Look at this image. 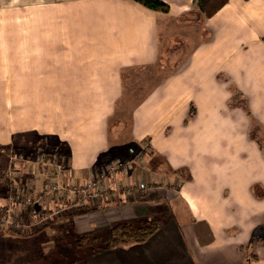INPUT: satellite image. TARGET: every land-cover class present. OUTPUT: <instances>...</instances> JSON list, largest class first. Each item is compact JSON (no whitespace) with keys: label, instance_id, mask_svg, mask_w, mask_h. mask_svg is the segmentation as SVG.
<instances>
[{"label":"crops","instance_id":"1","mask_svg":"<svg viewBox=\"0 0 264 264\" xmlns=\"http://www.w3.org/2000/svg\"><path fill=\"white\" fill-rule=\"evenodd\" d=\"M161 1L167 13L134 0H0V146L53 140L71 184L126 165L106 177L114 199L0 230V264H22L27 238L73 217L79 264H264V0H228L210 17L194 0ZM126 92L139 100L115 119ZM34 169L16 191H38ZM142 227L140 241L112 244L115 229Z\"/></svg>","mask_w":264,"mask_h":264},{"label":"built area","instance_id":"2","mask_svg":"<svg viewBox=\"0 0 264 264\" xmlns=\"http://www.w3.org/2000/svg\"><path fill=\"white\" fill-rule=\"evenodd\" d=\"M9 176L16 179V169L27 160L21 159L17 154L11 156ZM140 159H138V164ZM34 164L42 168L45 175L43 182L39 183L38 191L25 192L18 190L9 197L5 205L0 207V230L12 232H24L30 228H39L70 209L80 207L92 201L112 200L115 193L105 186L106 177L114 175L126 165L112 162L107 168L100 169L96 175L79 184L63 182L64 167L56 155L53 159L39 158ZM26 189V188H19ZM145 190V185L125 187L123 192L126 196ZM48 205V208H47ZM42 208L44 211H42ZM22 216L25 217L22 218Z\"/></svg>","mask_w":264,"mask_h":264},{"label":"rangeland","instance_id":"3","mask_svg":"<svg viewBox=\"0 0 264 264\" xmlns=\"http://www.w3.org/2000/svg\"><path fill=\"white\" fill-rule=\"evenodd\" d=\"M5 68L6 67H0L2 71H4L3 69ZM128 77L131 80V77ZM130 84L131 82L129 85ZM138 100L139 99H134L128 92H126L122 98L124 104L123 106L125 108L123 111L124 114L122 115L119 113L122 112L120 108L114 118H126V114H129L130 116L132 108L134 107L135 103L138 102ZM6 102V98L0 97L1 119H5L6 117ZM55 148L56 147L53 140H40L38 138H33L28 140V143L24 145V147L20 149L18 148V151H15L11 154L7 151H0L2 155L0 161V207L4 206L9 197H11L13 194L11 193L12 190L10 191V189H13L15 192V189H19V187L22 188L27 183L31 185V179L29 176L35 171L34 167L36 166L34 162L39 160L41 157H44L45 159H53ZM14 154H17L21 159L28 161L25 163L23 168L19 170L18 180H13H17L18 182H11L9 180L11 179L9 176L11 165L10 159L11 156H14ZM25 166L28 167L26 169L28 171L27 173H25ZM30 168L32 169L30 170ZM34 174L37 175V172ZM63 178L64 182L68 179L65 176ZM23 182L24 184H22ZM14 183H17V186ZM66 183H68V181H66ZM66 213H68V211H66ZM66 213H63L61 217L69 216ZM22 218L25 219L24 216H22ZM72 219L73 222L64 219L61 222L53 224L51 227H49V225L48 229L45 228L46 230L39 229L40 231L38 230L37 233L33 234L37 236H33L30 239L27 238V243H25V245L28 246L29 249L24 252V257L21 260L22 264H79V262L83 260L85 252L78 245L83 243L86 238H82V236L77 234V222H75L74 217ZM118 231H120V229ZM73 260L77 261L74 263L72 262Z\"/></svg>","mask_w":264,"mask_h":264},{"label":"trees","instance_id":"4","mask_svg":"<svg viewBox=\"0 0 264 264\" xmlns=\"http://www.w3.org/2000/svg\"><path fill=\"white\" fill-rule=\"evenodd\" d=\"M140 4H142L143 6L154 10L156 12H162V13H167L169 11V7L166 3L162 2L161 0H134ZM228 2V0H194V3H196V5L199 7L201 13L206 16V17H210L212 16L216 11H218L224 4H226ZM233 95L235 97L236 102L232 103V106H239L241 107L244 112L246 113V115L253 120L252 115L248 109V106L246 104L245 99L241 96L240 93H238V91L236 89H232ZM194 113L193 109H191L190 115H192ZM7 151L8 153L10 152L13 153L15 151H17V149L12 148L11 146L8 147H3L0 146V151ZM13 155V154H12ZM2 155L0 152V161H1ZM11 178V177H10ZM190 177L188 176V179ZM11 182H14V179H9ZM9 190V189H8ZM12 190L11 193L14 194V190L10 189V191ZM10 193V194H11ZM119 229H115V236L112 239V244H117L119 242V237L121 238L120 240H122L124 237L126 239H131V241H140L142 238H144L145 236H147L148 234H150V230L151 228L149 227H142L140 229L137 230H130V229H125V228H121L120 231H118ZM127 230V231H125ZM124 238V239H125Z\"/></svg>","mask_w":264,"mask_h":264}]
</instances>
